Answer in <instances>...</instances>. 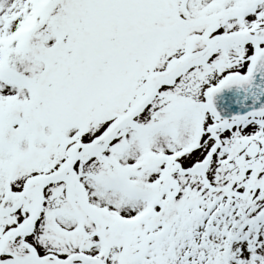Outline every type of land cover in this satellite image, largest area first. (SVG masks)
<instances>
[{
	"label": "snow or ice",
	"instance_id": "6c2138e0",
	"mask_svg": "<svg viewBox=\"0 0 264 264\" xmlns=\"http://www.w3.org/2000/svg\"><path fill=\"white\" fill-rule=\"evenodd\" d=\"M0 264H264V0H0Z\"/></svg>",
	"mask_w": 264,
	"mask_h": 264
}]
</instances>
